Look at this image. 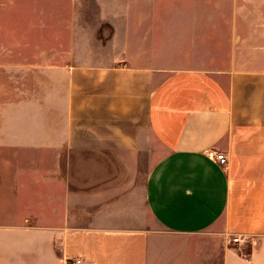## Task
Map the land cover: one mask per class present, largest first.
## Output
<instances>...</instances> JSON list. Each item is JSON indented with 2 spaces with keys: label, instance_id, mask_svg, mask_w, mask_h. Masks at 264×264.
<instances>
[{
  "label": "crops",
  "instance_id": "0c3cea01",
  "mask_svg": "<svg viewBox=\"0 0 264 264\" xmlns=\"http://www.w3.org/2000/svg\"><path fill=\"white\" fill-rule=\"evenodd\" d=\"M249 2L263 15L245 18ZM69 5L77 47L18 66L48 74L47 164L16 200L21 263L264 264V0H234L231 18H215L213 0L175 2L190 11L174 18L162 2L156 15L126 12L111 24L139 44L94 65L81 4Z\"/></svg>",
  "mask_w": 264,
  "mask_h": 264
},
{
  "label": "rangeland",
  "instance_id": "374dc122",
  "mask_svg": "<svg viewBox=\"0 0 264 264\" xmlns=\"http://www.w3.org/2000/svg\"><path fill=\"white\" fill-rule=\"evenodd\" d=\"M184 1L190 0H6L5 10L2 8L5 14L0 23V53H4L0 61H5L6 65L16 64L17 67H0V264H22L20 250L16 249L14 242V227L20 221L16 217L18 187L20 179L28 175L26 173L31 167L47 164L46 106L44 103L37 104V100H44L48 95V74L18 66L29 65V61L37 59L61 61L63 49L77 47V41H71V35H68L64 19L69 11L64 7L68 4L72 7V2L81 4L79 12L81 17L85 16L86 64L94 65L105 58L110 60L123 56L126 43L130 44L131 50L139 44L135 39L125 40V21L119 19L113 25L111 19L126 16V12L133 17L156 15L161 12V9L153 8L158 2L167 6L162 9L166 17L174 18L176 11H190L173 8L175 2ZM213 1L215 18L234 16V0ZM246 4L248 7L242 10L245 18L263 15L262 8L255 6L258 3ZM126 6L129 8L126 9ZM74 11L70 9V12ZM170 22L165 33L173 38L175 32L180 33L177 30L180 28L174 29L175 21ZM151 27L156 33L158 27ZM220 27L223 29L226 26ZM170 44H173L172 41ZM168 50H173V46ZM49 52L54 55L48 56ZM176 59L169 58L171 64H177ZM243 250L245 254L249 253L250 247Z\"/></svg>",
  "mask_w": 264,
  "mask_h": 264
},
{
  "label": "built area",
  "instance_id": "2783aa9c",
  "mask_svg": "<svg viewBox=\"0 0 264 264\" xmlns=\"http://www.w3.org/2000/svg\"><path fill=\"white\" fill-rule=\"evenodd\" d=\"M215 159H216V162L220 165V166H226L228 164V157L225 153H220V152H216L215 153ZM243 240H241L240 238H234L232 240L233 243H241ZM74 264H82V262L80 260H76L74 262Z\"/></svg>",
  "mask_w": 264,
  "mask_h": 264
}]
</instances>
